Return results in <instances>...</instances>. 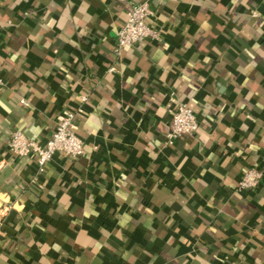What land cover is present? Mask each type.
I'll list each match as a JSON object with an SVG mask.
<instances>
[{
    "label": "crops",
    "instance_id": "crops-1",
    "mask_svg": "<svg viewBox=\"0 0 264 264\" xmlns=\"http://www.w3.org/2000/svg\"><path fill=\"white\" fill-rule=\"evenodd\" d=\"M141 1L0 0V264H264V0H150L163 39L116 55ZM78 108L84 155L12 153Z\"/></svg>",
    "mask_w": 264,
    "mask_h": 264
},
{
    "label": "built area",
    "instance_id": "built-area-1",
    "mask_svg": "<svg viewBox=\"0 0 264 264\" xmlns=\"http://www.w3.org/2000/svg\"><path fill=\"white\" fill-rule=\"evenodd\" d=\"M154 16L155 11L150 0L132 3L127 10L124 24L117 31L115 54L120 55L125 48L137 46L146 39L161 41L163 39L162 30L152 24ZM2 31L0 23V36ZM114 70L115 66L111 65L109 71ZM169 95L175 107L171 109L172 120L165 136V144L173 145L178 138L195 134L199 130V121L188 104L177 100L174 91H171ZM81 98L82 101L87 100L85 95ZM79 110L81 108L64 110L58 116L55 128L45 143L29 138L21 130H15L8 142L12 153L19 157L36 156L39 172L45 171L47 164L57 152L73 158L84 155V142L76 131ZM262 178V169L256 166L249 167L243 172L237 189L238 191H254L259 187Z\"/></svg>",
    "mask_w": 264,
    "mask_h": 264
}]
</instances>
